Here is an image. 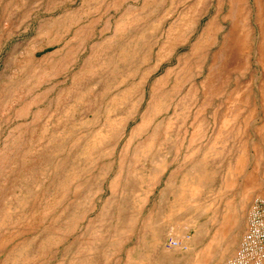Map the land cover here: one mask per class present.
I'll return each mask as SVG.
<instances>
[{"label": "rangeland", "instance_id": "rangeland-1", "mask_svg": "<svg viewBox=\"0 0 264 264\" xmlns=\"http://www.w3.org/2000/svg\"><path fill=\"white\" fill-rule=\"evenodd\" d=\"M263 9L264 0H0V264H224L251 200L264 197ZM247 55L251 68L232 87L255 110L235 120L209 111L190 141L202 80L215 93ZM222 120L236 132L217 135ZM156 148L164 161L154 165ZM171 172L196 177L195 212H152L169 205L160 195ZM168 236L185 247L166 248Z\"/></svg>", "mask_w": 264, "mask_h": 264}, {"label": "crops", "instance_id": "crops-1", "mask_svg": "<svg viewBox=\"0 0 264 264\" xmlns=\"http://www.w3.org/2000/svg\"><path fill=\"white\" fill-rule=\"evenodd\" d=\"M205 1H207V0H205ZM207 11H208V9H207ZM259 21L262 23V30H263L261 32H260V30L258 31V41L256 44V48H257L256 52L259 55V62H260L261 58L264 57V9L261 11V15L257 21V24L259 23ZM245 37H246V42H248V44H249L250 43V33L247 30H246ZM249 64H250L249 55H247V62L245 63L244 67H240L237 64L232 63V73L230 74L229 78H227L223 83H221V79H217L216 90H215L214 84L213 83L211 84V88L213 90H215V93H213V94L208 93V89L210 86V81H209L210 79L204 78L205 80L204 79L202 80V84H201L202 101L200 104L199 112H197V111L195 112L199 115H195V116L193 115L192 116V124L191 125H192V129L193 128L194 129L191 132L192 133L191 138H190L191 141L193 140L194 135L198 134L201 131L202 126L207 123L206 115L209 111L211 113V117L214 120L217 119L219 113H221V115H220L221 117L227 118V117L231 116L232 119L235 120L238 117L246 116L247 112L252 113L255 110L254 99H252L251 96H238L237 86L235 85L232 87L233 77L239 78V76H242V77L246 76L247 70H249L251 68V67H249ZM244 68H245V73L239 72L240 69H244ZM207 75H209V73H207ZM222 94H224L223 99L221 98ZM262 97H263V95H262ZM215 102H216V105H214ZM222 102H224V104ZM235 122L236 121H234V123ZM223 126H224V120H222V122H220V124L218 122V126H217V129L215 131V133L217 135L222 133V132H224L225 134H232V132H236L233 129L221 131ZM214 138L216 139V137H214ZM155 154L156 155H155V159H154V163H153L154 165H155V162L157 160V157L160 156L158 151H157V148L155 149ZM229 157H232V154ZM159 158L164 161V157H162V158L159 157ZM202 158H203V154H201L200 158H198L197 161H199V159H200V161L202 162ZM185 159L187 162V159H188L187 154L185 155ZM228 164L231 165L232 161L228 162ZM185 165H186V163H185ZM194 181H197L196 177H194V175H191L187 172L185 174H183V175L181 174L179 176L177 174H174L173 172H171L169 174L168 179H167V183H166V185H164L163 190H162L161 195H160L161 200H165L166 197L169 198V205H167V206L166 205H160L161 203L159 205H155L154 207H152V212H154V213H169V214H176V213L186 214V213L195 212L196 210H194L193 206H192L193 198H194V194H193V183H194ZM169 211H171V212H169ZM228 225H227V223H224L223 227H222V229H224L223 231H226L229 229V231L226 234H228L232 230V222L230 223V227ZM160 235H161V233H158V235L155 234L154 235L155 240L159 239ZM220 239L222 240L221 236L214 237V238L212 237L211 239H209L208 248L211 247V249L213 250L215 248V246L221 245L225 239L222 240L221 243L216 244V242L220 241ZM201 244H202V242L196 243L195 245H196V247H198ZM144 249H145V246H144ZM164 261H170V259L165 257ZM137 262H138L137 260L136 261L130 260L128 258L127 264H137Z\"/></svg>", "mask_w": 264, "mask_h": 264}, {"label": "built area", "instance_id": "built-area-1", "mask_svg": "<svg viewBox=\"0 0 264 264\" xmlns=\"http://www.w3.org/2000/svg\"><path fill=\"white\" fill-rule=\"evenodd\" d=\"M166 248L185 247L179 238L168 236L164 242ZM224 264H264V197L255 195L251 200L243 231L234 253Z\"/></svg>", "mask_w": 264, "mask_h": 264}, {"label": "bare ground", "instance_id": "bare-ground-1", "mask_svg": "<svg viewBox=\"0 0 264 264\" xmlns=\"http://www.w3.org/2000/svg\"><path fill=\"white\" fill-rule=\"evenodd\" d=\"M259 25H260V32L261 31H263L262 30V23L259 21ZM206 36H208V34H209V28L206 30ZM232 34H234V33H232V26L228 29V32H227V36H224L225 37V41H229L230 40V42H231V44H232ZM206 42V41H205ZM205 44V43H204ZM225 47H227V44L225 43V42H223L222 43V45H221V47L220 48H225ZM245 47V46H244ZM161 54V53H160ZM170 75H171V72L170 71H167L166 72V74H165V81L170 77ZM206 77V76H205ZM171 78V77H170ZM207 79V78H206ZM205 80V79H204ZM127 92V91H126ZM125 92V93H126ZM162 93V92H161ZM196 96V95H195ZM169 97H171V96H169ZM124 99V98H123ZM129 99H131V98H129ZM128 99V100H129ZM152 100V99H151ZM166 99H164V101H165ZM154 101V100H153ZM162 103V102H161ZM125 104V103H124ZM130 104V103H129ZM128 105V104H127ZM151 105V104H150ZM165 105V104H164ZM126 106V105H125ZM172 106V105H171ZM181 106V105H180ZM119 108H121V107H119ZM135 108V107H134ZM150 108H151V106H150ZM177 108H179V107H177ZM187 108V107H186ZM126 110V109H125ZM146 110V109H145ZM177 111V110H176ZM132 113V112H131ZM120 114V113H119ZM122 114V113H121ZM173 116V115H172ZM121 117V116H120ZM124 117V116H123ZM110 119V118H109ZM120 119V118H119ZM124 119V118H123ZM115 120V119H114ZM106 121V120H105ZM122 121V120H121ZM196 121V120H195ZM107 122V121H106ZM222 122V121H221ZM140 123V122H139ZM105 124V123H104ZM109 124V123H108ZM145 124V123H144ZM143 124V125H144ZM114 125V124H113ZM116 125V124H115ZM114 125V126H115ZM126 125V124H125ZM106 126V125H105ZM171 126V125H170ZM192 126V125H191ZM110 127V126H109ZM148 127V126H147ZM137 128V127H136ZM139 128V127H138ZM141 128V127H140ZM155 129V128H154ZM194 129V128H193ZM109 130V129H108ZM158 130V129H157ZM123 131H124V129H123ZM133 131H135V130H133ZM140 131V130H139ZM141 131H142V129H141ZM198 131V130H197ZM104 132V131H103ZM108 132V131H107ZM137 132V131H136ZM195 132V131H194ZM132 133V132H131ZM141 133V132H140ZM156 133V132H155ZM197 133V132H196ZM137 134V133H136ZM121 135V134H120ZM155 135V134H154ZM154 135L152 136V138L154 137ZM133 136V135H132ZM138 136V135H137ZM121 137V136H120ZM139 137V136H138ZM143 137H144V135H143ZM156 137V136H155ZM193 138V137H192ZM140 140V139H139ZM131 141V140H130ZM191 141V140H190ZM111 142V141H110ZM109 142V143H110ZM115 143V142H114ZM141 143H142V141H141ZM147 143V142H146ZM116 144V143H115ZM134 144V143H133ZM148 144V143H147ZM114 145V144H113ZM152 145V144H151ZM156 145V144H155ZM154 145V146H155ZM132 146V145H131ZM134 146V145H133ZM136 146H137V144H136ZM139 146V145H138ZM143 146V145H142ZM115 147V146H114ZM113 147V148H114ZM103 149V148H102ZM147 152V151H146ZM137 155V154H136ZM156 155V154H155ZM134 156H135V154H134ZM145 156V155H144ZM160 157V156H159ZM134 158V157H133ZM158 158V157H157ZM162 158V157H161ZM147 159V158H146ZM161 161V160H160ZM154 163V162H153ZM156 163V162H155ZM146 164V163H145ZM151 164V163H150ZM145 167H146V165H145ZM144 167V168H145ZM132 169V168H131ZM126 171V170H125ZM134 171V170H133ZM128 172H130L129 170H128ZM136 173V172H135ZM132 174V173H131ZM134 174V173H133ZM150 174V173H149ZM153 175V174H152ZM139 177V176H138ZM150 177V176H149ZM127 178V177H126ZM120 179V178H119ZM185 184V183H184ZM126 187V186H125ZM122 188H123V186H122ZM118 189V188H117ZM126 189V188H125ZM127 190V189H126ZM124 193V192H123ZM169 212H171V211H169ZM229 241V240H228ZM42 245V244H41ZM167 254V253H166ZM168 255V254H167ZM202 262V261H201ZM201 264V263H200Z\"/></svg>", "mask_w": 264, "mask_h": 264}]
</instances>
